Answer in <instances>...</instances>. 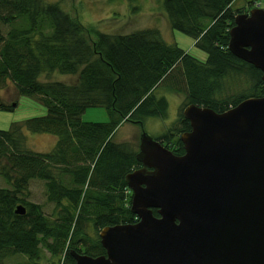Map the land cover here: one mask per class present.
Listing matches in <instances>:
<instances>
[{
	"label": "trees",
	"instance_id": "trees-1",
	"mask_svg": "<svg viewBox=\"0 0 264 264\" xmlns=\"http://www.w3.org/2000/svg\"><path fill=\"white\" fill-rule=\"evenodd\" d=\"M231 2L158 0L169 27L204 51L199 59L154 27L104 32L85 27L57 1L0 0V88L10 82L17 94L31 95L45 108L0 128V175L8 183L0 186V264L14 253L26 256L22 264H43L37 260L41 248L49 253L45 264H74L70 249L104 252L87 224L98 231L136 219L122 198L124 174L139 164L137 148L112 135L122 119L142 123L166 115L159 87L184 98L170 125L153 137L176 154L183 151L179 133L189 129L181 114L186 103L222 111L264 95L260 70L227 49L233 15L243 11ZM55 73L76 77L69 82ZM238 74L248 89L231 94L227 79ZM88 106L104 107L108 119L81 120ZM0 107L11 103L0 99ZM25 131L51 133L55 140L47 151L33 150L24 144ZM171 133L176 137L168 140ZM31 179L43 180L45 199L53 203L49 213L27 198ZM17 204L22 213L14 211Z\"/></svg>",
	"mask_w": 264,
	"mask_h": 264
},
{
	"label": "water",
	"instance_id": "water-1",
	"mask_svg": "<svg viewBox=\"0 0 264 264\" xmlns=\"http://www.w3.org/2000/svg\"><path fill=\"white\" fill-rule=\"evenodd\" d=\"M226 46L264 81V7L233 15ZM181 114L179 154L138 123L139 166L123 177L136 219L100 227L104 252L70 249L74 264H264V95Z\"/></svg>",
	"mask_w": 264,
	"mask_h": 264
},
{
	"label": "rangeland",
	"instance_id": "rangeland-1",
	"mask_svg": "<svg viewBox=\"0 0 264 264\" xmlns=\"http://www.w3.org/2000/svg\"><path fill=\"white\" fill-rule=\"evenodd\" d=\"M57 1L62 8L70 15L76 17L85 27H94L104 32H128L137 28L154 27L157 28L161 37L167 42H175L195 57L204 59L205 53L193 44V39L175 28H170L158 0H51ZM260 6H264V0H259ZM231 7L241 8L246 11L247 0H232ZM57 79L73 82L75 74L55 73L52 75ZM242 75H233L227 79L229 93L247 90V86L242 82ZM244 79H246L243 76ZM228 89V88H227ZM157 93H163L167 100V112L164 117L147 116L143 119L142 129L149 135L155 137L163 132L176 117L182 102L181 94L169 92L162 87L157 89ZM0 99L4 103H11L10 108L0 107V128L6 129L12 122L20 123L28 116L39 115L45 112L44 106L33 96L17 94L10 82L0 88ZM12 102L14 104L12 105ZM81 120L104 121L108 119V113L102 106H88L80 114ZM139 124L130 120L122 119L116 126L112 139L115 141L126 140L137 148ZM24 144L28 148L37 151H47L52 146L54 135L47 132L25 131ZM176 134L171 133L170 139H174ZM7 181L0 175V186H7ZM128 188V187H127ZM29 200L40 203L42 210L49 213L53 203L45 199L44 184L41 179H31L28 183ZM130 189H124L123 203L129 205L128 194ZM130 199V197H129ZM86 231L91 235H96V230L87 224ZM49 253L41 248V256L37 259L45 264ZM26 256L14 253L4 259L3 264H22Z\"/></svg>",
	"mask_w": 264,
	"mask_h": 264
},
{
	"label": "built area",
	"instance_id": "built-area-1",
	"mask_svg": "<svg viewBox=\"0 0 264 264\" xmlns=\"http://www.w3.org/2000/svg\"><path fill=\"white\" fill-rule=\"evenodd\" d=\"M253 4H254L255 6H257V5L260 4V1H259V0H255V1L253 2Z\"/></svg>",
	"mask_w": 264,
	"mask_h": 264
},
{
	"label": "crops",
	"instance_id": "crops-1",
	"mask_svg": "<svg viewBox=\"0 0 264 264\" xmlns=\"http://www.w3.org/2000/svg\"><path fill=\"white\" fill-rule=\"evenodd\" d=\"M52 135H53V134H52ZM54 140H55V136H54L53 142H54ZM53 142H52V143H53Z\"/></svg>",
	"mask_w": 264,
	"mask_h": 264
},
{
	"label": "flooded vegetation",
	"instance_id": "flooded-vegetation-1",
	"mask_svg": "<svg viewBox=\"0 0 264 264\" xmlns=\"http://www.w3.org/2000/svg\"><path fill=\"white\" fill-rule=\"evenodd\" d=\"M138 166H139V164H138Z\"/></svg>",
	"mask_w": 264,
	"mask_h": 264
}]
</instances>
